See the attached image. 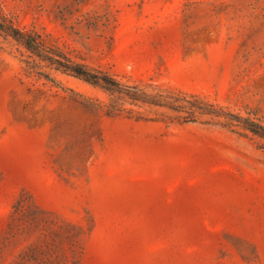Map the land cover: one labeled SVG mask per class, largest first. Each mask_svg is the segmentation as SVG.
I'll return each mask as SVG.
<instances>
[{"label":"rangeland","instance_id":"1","mask_svg":"<svg viewBox=\"0 0 264 264\" xmlns=\"http://www.w3.org/2000/svg\"><path fill=\"white\" fill-rule=\"evenodd\" d=\"M21 194L78 264H264V0H0V264Z\"/></svg>","mask_w":264,"mask_h":264},{"label":"trees","instance_id":"2","mask_svg":"<svg viewBox=\"0 0 264 264\" xmlns=\"http://www.w3.org/2000/svg\"><path fill=\"white\" fill-rule=\"evenodd\" d=\"M26 46L39 58L55 63V68L76 76L91 79L89 73L70 65L59 57L58 51L44 52L36 34L25 41ZM42 211L31 197L21 194L13 204L11 217L4 235V245L15 250L1 264H78L80 259L79 232L74 224L56 217H38ZM2 253V250L0 251Z\"/></svg>","mask_w":264,"mask_h":264}]
</instances>
